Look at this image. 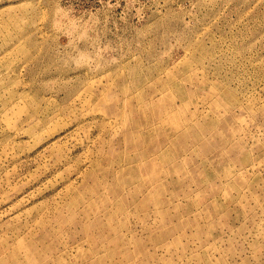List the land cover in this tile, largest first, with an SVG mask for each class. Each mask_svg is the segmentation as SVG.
I'll return each instance as SVG.
<instances>
[{
	"label": "rangeland",
	"instance_id": "374dc122",
	"mask_svg": "<svg viewBox=\"0 0 264 264\" xmlns=\"http://www.w3.org/2000/svg\"><path fill=\"white\" fill-rule=\"evenodd\" d=\"M0 264H264V0H0Z\"/></svg>",
	"mask_w": 264,
	"mask_h": 264
}]
</instances>
